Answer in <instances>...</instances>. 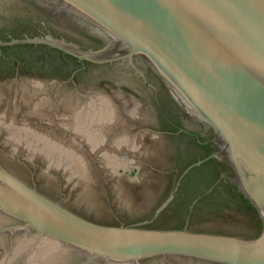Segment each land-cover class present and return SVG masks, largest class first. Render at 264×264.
<instances>
[{"label": "water", "instance_id": "obj_1", "mask_svg": "<svg viewBox=\"0 0 264 264\" xmlns=\"http://www.w3.org/2000/svg\"><path fill=\"white\" fill-rule=\"evenodd\" d=\"M18 22L51 34L10 44L50 47L106 80L165 91L188 128L211 143V157L228 170L263 226L247 239L102 225L0 165V213L20 223L0 233H32L33 259L26 264H77L83 256L79 264L169 257L264 264V0H0V28ZM86 38L94 45L86 46ZM61 249L80 254L55 255ZM14 250L6 248L0 264H15Z\"/></svg>", "mask_w": 264, "mask_h": 264}, {"label": "flooded vegetation", "instance_id": "obj_2", "mask_svg": "<svg viewBox=\"0 0 264 264\" xmlns=\"http://www.w3.org/2000/svg\"><path fill=\"white\" fill-rule=\"evenodd\" d=\"M48 34L26 22L0 28L3 168L98 224L258 236L257 213L165 91L106 80L88 63L50 47L10 44ZM0 220V228L20 224L1 213ZM32 237L26 230L1 232L0 257L15 249V264H26L33 259ZM142 264L211 263L169 257Z\"/></svg>", "mask_w": 264, "mask_h": 264}]
</instances>
